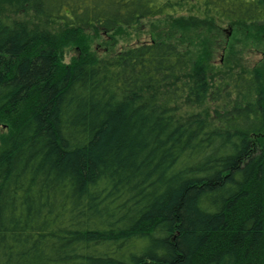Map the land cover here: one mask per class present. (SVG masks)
Returning a JSON list of instances; mask_svg holds the SVG:
<instances>
[{"label":"trees","instance_id":"trees-1","mask_svg":"<svg viewBox=\"0 0 264 264\" xmlns=\"http://www.w3.org/2000/svg\"><path fill=\"white\" fill-rule=\"evenodd\" d=\"M163 17L264 25V0H0V264H264V73L87 53Z\"/></svg>","mask_w":264,"mask_h":264},{"label":"rangeland","instance_id":"rangeland-1","mask_svg":"<svg viewBox=\"0 0 264 264\" xmlns=\"http://www.w3.org/2000/svg\"><path fill=\"white\" fill-rule=\"evenodd\" d=\"M157 18L143 21L137 29L122 28L110 35L93 31L83 34L87 53L107 56L132 45L162 41L175 44L195 56L209 57L216 66L231 64L237 69H258L264 73V25L233 27L226 24H207L202 20ZM79 49L64 47L59 53L62 64L68 65L79 55ZM10 132L5 120H0V140Z\"/></svg>","mask_w":264,"mask_h":264}]
</instances>
